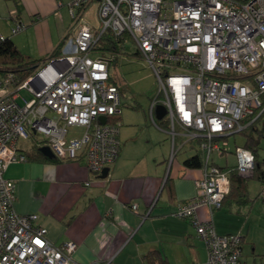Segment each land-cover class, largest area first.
Masks as SVG:
<instances>
[{"label": "built area", "instance_id": "1", "mask_svg": "<svg viewBox=\"0 0 264 264\" xmlns=\"http://www.w3.org/2000/svg\"><path fill=\"white\" fill-rule=\"evenodd\" d=\"M94 3L102 26L96 31L84 21ZM63 6L59 2L58 9ZM67 6L77 29L60 53L37 63L23 78L0 72V264H79L74 241L53 244L48 230L37 224V214L15 211L17 187L6 172L27 161L18 144L34 136L59 161L76 160L85 151L92 174L102 175L115 164L121 150L122 91L111 81V59L94 54L106 31L129 35L156 78L150 116L156 124V108L166 110L170 164L179 151L177 137L183 139L180 148L198 143L204 166L197 194L173 215L196 229L207 264H243L242 235L218 234L213 212L230 193L232 171L253 177L255 157L236 146L237 164L224 171L214 156L229 154L226 139L264 114V0H71ZM9 19L12 36L26 29L17 9ZM6 39L0 31V44ZM72 127L85 131L68 139ZM203 207L209 212L206 221L198 216ZM131 208L138 213L137 204Z\"/></svg>", "mask_w": 264, "mask_h": 264}, {"label": "crops", "instance_id": "2", "mask_svg": "<svg viewBox=\"0 0 264 264\" xmlns=\"http://www.w3.org/2000/svg\"><path fill=\"white\" fill-rule=\"evenodd\" d=\"M70 1L20 0L26 32L11 39L9 20L5 21L9 30L0 23V31L26 61H43L60 53L63 42L75 36L77 28L67 6ZM59 2L64 5L60 9ZM93 5L97 14V3L85 13ZM149 120L154 124L150 107ZM155 121L157 130L145 128L146 144L134 146L132 135L125 137L124 144L121 140L119 157L106 178L89 172L85 151L76 160L59 161L39 152L42 145L35 137L20 142L18 152L27 161L12 164L6 172L17 187L15 211L37 214V224L48 230L47 238L53 244L74 241L79 264H207V249L196 229L189 220L173 215L180 203L196 196V181L202 173L201 169L185 168L186 159L178 156L186 146L196 150L191 156L198 151L193 143L180 148L177 137L175 149L179 151L170 164L172 139L156 114ZM233 149L215 155V163L221 168L235 167ZM243 178L248 181L249 202L229 199L213 212V224L220 235L243 236V264H264V183L258 177ZM133 204L138 205V213L133 212ZM198 216L208 220V209L200 208Z\"/></svg>", "mask_w": 264, "mask_h": 264}, {"label": "rangeland", "instance_id": "3", "mask_svg": "<svg viewBox=\"0 0 264 264\" xmlns=\"http://www.w3.org/2000/svg\"><path fill=\"white\" fill-rule=\"evenodd\" d=\"M13 10H16V8L15 3L12 0H0V23L4 24L5 21L8 22V20H10V12ZM84 21L95 31L102 29L101 22L99 21L96 14V5H93L89 12L85 13ZM9 24L5 25L7 27L5 28L8 30ZM25 32L26 30L14 36H12L10 33V38L13 39L15 36H20ZM114 55V60L110 66L111 80L113 83L117 84L124 93L123 110L120 116L121 119L119 120L121 125L120 140H122L124 144L125 137L132 135V144L134 146L140 147L146 144L148 141L145 128L150 126L151 128L157 130L155 125L149 120L150 103L157 95L156 78L145 60L139 54L133 41L128 40L126 42L125 49L120 51L119 54ZM23 94L25 95L24 92ZM158 122L163 125V123L167 122V120L164 118ZM255 127L257 129L247 131V136L237 134L229 137L226 140L229 143V147L234 148L236 144L243 146L247 142H250V137L253 138L255 142L254 149H256L258 153V161L260 166L264 169V115L262 119L255 125ZM84 131L85 129L81 127L69 128L68 139L75 135H81ZM182 143L183 139L179 136L177 141L178 146ZM186 147L179 154V160L191 157V155L196 151H191L190 148L189 150ZM215 157L216 156H214V158ZM230 158L232 162L235 161L234 157ZM255 172L257 171L255 170ZM256 181L257 180H255V182Z\"/></svg>", "mask_w": 264, "mask_h": 264}, {"label": "trees", "instance_id": "4", "mask_svg": "<svg viewBox=\"0 0 264 264\" xmlns=\"http://www.w3.org/2000/svg\"><path fill=\"white\" fill-rule=\"evenodd\" d=\"M12 1L15 3V8L17 9L19 17H20L21 16L20 15L21 11H20V6H19L20 0H12ZM128 40L132 41L129 35L117 37L111 31H106L99 39L97 46L95 48L94 54L103 55V56L110 58L111 59L110 66H111V63L114 60V56H115L114 54H119L120 51H123L125 49L126 42ZM37 63L39 62L26 61L22 53L19 51L17 46L14 44V42L9 37H7V39L2 44H0V72L2 73L14 72L15 74L19 75V77L23 78L29 74V72L34 68V66ZM263 115H261L255 122H253L252 125L247 127L244 131H242L239 134L243 136H247L246 133L248 130L257 129L255 125L262 119ZM163 125L162 126L164 128L167 127L166 122H164ZM193 144L197 148L198 143L196 142ZM254 144L255 142L253 138L250 137V142H247L242 147L253 152L254 157H255V170L257 171L255 172L254 170L253 177L254 178L258 177L264 183V170L262 169L258 161V153H257V150L254 149ZM37 156H42V155L41 153L38 152ZM183 165L185 166V168H188V169H201L204 166L201 152L198 150V153H196L195 155L191 157H188L183 162ZM221 169L226 171L230 168H221ZM230 182H231L230 193L224 199L222 207H224L225 203L229 201V199L231 198L232 199L235 198L234 200H237L239 204L248 203L249 202L248 181L244 179L242 176H239L237 171H232L230 174ZM222 207L220 209H222ZM228 235H231V234H228Z\"/></svg>", "mask_w": 264, "mask_h": 264}, {"label": "water", "instance_id": "5", "mask_svg": "<svg viewBox=\"0 0 264 264\" xmlns=\"http://www.w3.org/2000/svg\"><path fill=\"white\" fill-rule=\"evenodd\" d=\"M166 114V110L163 106H158L156 108V116L158 120H162L164 118ZM100 120L105 123V118L101 117ZM39 152H41L45 157L49 158V159H54L55 156L53 154V152L51 151V149L48 146H42L39 149ZM109 173V168H106L105 170H103L102 172V178H106L108 176Z\"/></svg>", "mask_w": 264, "mask_h": 264}]
</instances>
